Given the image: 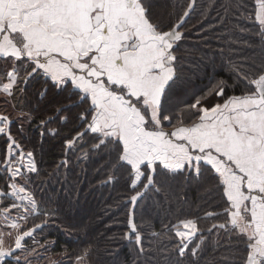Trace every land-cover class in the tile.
<instances>
[{
	"label": "snow or ice",
	"instance_id": "obj_1",
	"mask_svg": "<svg viewBox=\"0 0 264 264\" xmlns=\"http://www.w3.org/2000/svg\"><path fill=\"white\" fill-rule=\"evenodd\" d=\"M198 6L0 0V264L44 259L40 234L80 210L75 170L94 158L128 193L125 230L75 264H121L122 244L134 264H264V0H215L190 23ZM217 56L231 75L193 91ZM153 197L160 232L137 222Z\"/></svg>",
	"mask_w": 264,
	"mask_h": 264
},
{
	"label": "trees",
	"instance_id": "obj_2",
	"mask_svg": "<svg viewBox=\"0 0 264 264\" xmlns=\"http://www.w3.org/2000/svg\"><path fill=\"white\" fill-rule=\"evenodd\" d=\"M183 2V0H181ZM215 0H198V7L192 13L190 23L195 22L199 18L201 7L210 6ZM215 12L209 17L211 22H215ZM242 23H244L242 21ZM207 26V25H206ZM250 26V22H248ZM197 41L195 32L187 41V44H194ZM215 46V45H214ZM226 63V61H225ZM231 75L229 68L222 65L219 56L215 59V66H209L204 72L200 73V78L194 82L193 91L199 93L201 89L211 86L210 82L217 79H227ZM184 100L191 99V95L183 97ZM38 123V121H37ZM56 127V125H51ZM56 146L53 147L52 145ZM40 159V167L45 171L51 172L60 163L62 155L59 145L56 141L46 142L43 154L38 155ZM105 161L94 158V162H83L84 171L81 167H77L75 175L79 176L81 183L79 187L83 189L81 195V208L79 211L72 213L68 220L63 222L57 221L55 225H51L40 235L47 238L50 242L49 251L44 253L41 249V255L44 259L34 260L33 264H75V254L83 251L90 244H98L103 249L108 240L112 237H118L124 230L126 224V212L129 207L127 204L128 193L118 183H101L106 180L103 172L98 173L104 165ZM63 173L64 170L61 169ZM74 183V180L70 181ZM60 185H57V190ZM63 195L70 193L65 189ZM75 195L74 193L72 194ZM199 193L188 192L189 201L194 200ZM155 197L140 202L137 207V222L150 223L151 231L160 232L163 225L167 223L165 216L167 212L154 204ZM168 207L166 203L164 209ZM40 235L37 239H40ZM54 245V250H53ZM31 246V241H29ZM121 264H134V253L131 251V245L122 244L120 246Z\"/></svg>",
	"mask_w": 264,
	"mask_h": 264
}]
</instances>
